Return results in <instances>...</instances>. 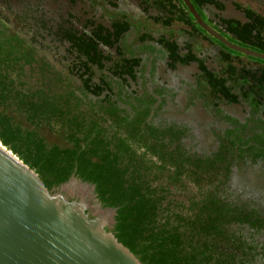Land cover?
<instances>
[{
    "label": "flooded vegetation",
    "instance_id": "af4514ba",
    "mask_svg": "<svg viewBox=\"0 0 264 264\" xmlns=\"http://www.w3.org/2000/svg\"><path fill=\"white\" fill-rule=\"evenodd\" d=\"M161 1L168 5L159 0H0V39L18 35V48H32L63 76L60 88L78 87L77 110L92 114L117 107L122 118L140 121L137 127L152 133L153 143H166L191 162L211 164L210 169L214 165V184L205 190L233 209L232 219L223 224L227 238L221 249L233 252L238 264H264V102L255 106L256 96L246 95L258 80L249 77L246 85L227 77L229 63L256 74L264 68V0ZM124 16L131 26L118 39L115 25ZM101 29L108 43L98 38ZM83 36L97 47L103 67L81 50ZM172 43L180 60L170 50ZM190 49L201 62L181 61ZM124 58L131 59L135 86L130 73L111 68ZM209 72L226 79L236 100L214 92ZM183 178L199 195V183L190 175ZM88 185L100 206L95 186Z\"/></svg>",
    "mask_w": 264,
    "mask_h": 264
},
{
    "label": "trees",
    "instance_id": "16d2710c",
    "mask_svg": "<svg viewBox=\"0 0 264 264\" xmlns=\"http://www.w3.org/2000/svg\"><path fill=\"white\" fill-rule=\"evenodd\" d=\"M125 17L115 25L118 39L131 26ZM102 31L97 36L108 43L110 38ZM79 40L89 60L103 67L97 47L84 36ZM21 42L18 35L0 39L2 143L35 170L49 189L74 177L94 185L102 207L116 209L114 224L107 229L143 263L238 264L234 253L222 250L219 244L227 238L223 224L232 219L233 209L209 189L205 190L207 185L214 184L215 166L210 169L209 163L202 166L200 160L191 162L190 158L170 150L166 143H153L154 135L141 133L137 127L140 121L122 118L115 106L116 110H93L92 114L77 110L79 88L72 84L60 88L58 83L64 82L63 76L45 58H37L38 53L32 48H18ZM170 47L174 58L180 60L177 44ZM190 60L201 62L192 49L181 59L184 63ZM130 61L120 59L111 68L114 73L126 70L135 78ZM132 61L139 63V59ZM229 65L232 69L227 77L232 80L246 85L249 77L258 80L256 88L246 95L259 98L253 97L255 106L263 103L264 68L256 74L253 69ZM209 75L214 92L221 91L236 100L225 86L226 79L217 80L218 76L212 72ZM84 80L89 88L91 78ZM225 169L228 170L227 165ZM188 175L199 183L200 194L193 191L189 206L185 207L186 204L176 200L175 191L184 190L183 177ZM251 218L247 213L245 220Z\"/></svg>",
    "mask_w": 264,
    "mask_h": 264
},
{
    "label": "water",
    "instance_id": "95a60500",
    "mask_svg": "<svg viewBox=\"0 0 264 264\" xmlns=\"http://www.w3.org/2000/svg\"><path fill=\"white\" fill-rule=\"evenodd\" d=\"M0 144V264H145L107 229V217H94L84 198L64 193L70 181L49 189ZM109 210L116 215V209Z\"/></svg>",
    "mask_w": 264,
    "mask_h": 264
},
{
    "label": "rangeland",
    "instance_id": "374dc122",
    "mask_svg": "<svg viewBox=\"0 0 264 264\" xmlns=\"http://www.w3.org/2000/svg\"><path fill=\"white\" fill-rule=\"evenodd\" d=\"M196 187L192 186L191 183L187 182L184 190H176V200L178 202L185 203L195 190ZM86 189V190H85ZM64 193H66L71 198L82 199L84 198L88 204V208L94 217L96 216H105L108 219V226L112 227V223L115 217V214L109 210L100 207L97 204L94 193L91 190L89 185L82 183L81 181L70 180V182L65 186Z\"/></svg>",
    "mask_w": 264,
    "mask_h": 264
},
{
    "label": "bare ground",
    "instance_id": "6f19581e",
    "mask_svg": "<svg viewBox=\"0 0 264 264\" xmlns=\"http://www.w3.org/2000/svg\"><path fill=\"white\" fill-rule=\"evenodd\" d=\"M0 148H2L1 146H0ZM3 149V148H2ZM86 190V189H85Z\"/></svg>",
    "mask_w": 264,
    "mask_h": 264
}]
</instances>
